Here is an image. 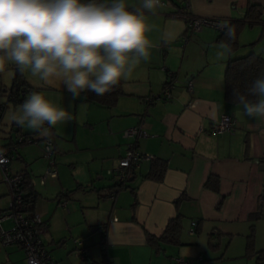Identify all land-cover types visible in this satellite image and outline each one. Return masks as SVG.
I'll use <instances>...</instances> for the list:
<instances>
[{
	"label": "crops",
	"instance_id": "1",
	"mask_svg": "<svg viewBox=\"0 0 264 264\" xmlns=\"http://www.w3.org/2000/svg\"><path fill=\"white\" fill-rule=\"evenodd\" d=\"M128 1L139 5V0ZM165 2L156 14H149L155 25L149 35L156 44L150 60L143 62L130 79L121 80L124 94L116 104L104 107L71 96L73 119L50 129L56 177H47L44 184L37 178L46 168L43 136L14 121L8 129L0 127L4 141L17 132L37 140L18 146V158L10 168L19 171L25 167L31 176L37 192L33 211L48 224L44 244L54 264H97L103 252L114 264H170L173 256L186 258L189 264H262L258 252L264 250V204L258 198L264 194V124L244 115L224 97L223 77L230 54L219 55L223 49L216 40L218 30L205 27L189 34L183 19L173 13L178 3L187 2L194 15L226 22L242 18L251 3L264 8V0ZM165 35L168 42L162 39ZM250 43L233 55L248 53ZM257 45L252 49L264 54V46L259 49ZM169 72L176 79L171 97L157 98ZM28 85L43 92L56 90L50 85ZM56 97L62 107L63 96ZM222 115L236 119L233 132L211 130ZM138 124L146 132L144 137L123 136L126 128ZM129 143L165 163L163 179L141 178L152 163L143 161L127 186L109 196L117 187L106 170L117 165ZM210 174L218 177L217 192L204 187ZM0 179L3 181L1 173ZM2 194L0 211L8 202V192ZM62 198L68 200L65 207L58 205ZM256 212L258 218L253 216ZM177 213L182 216L179 244L160 243L157 250L148 243L146 234L160 237ZM193 220L197 224L189 234ZM3 224L10 226L9 221ZM252 227L253 253L248 255L246 245ZM94 234L99 237L96 256L87 243ZM75 238L84 239L82 248L88 251L85 259L75 254ZM0 264H26L24 252L15 245L1 246Z\"/></svg>",
	"mask_w": 264,
	"mask_h": 264
},
{
	"label": "clouds",
	"instance_id": "2",
	"mask_svg": "<svg viewBox=\"0 0 264 264\" xmlns=\"http://www.w3.org/2000/svg\"><path fill=\"white\" fill-rule=\"evenodd\" d=\"M162 7L161 0H139L138 6L128 0H0V66L15 65L44 83L60 80L73 99L87 92L102 96L150 60L156 44L148 15ZM220 28L235 39L232 26L222 23ZM162 39L168 42L169 37ZM220 47L219 55L232 51L226 43ZM232 103L264 124V71L244 92L234 88ZM10 119L50 137V129L73 116L31 92Z\"/></svg>",
	"mask_w": 264,
	"mask_h": 264
},
{
	"label": "built area",
	"instance_id": "3",
	"mask_svg": "<svg viewBox=\"0 0 264 264\" xmlns=\"http://www.w3.org/2000/svg\"><path fill=\"white\" fill-rule=\"evenodd\" d=\"M164 1L161 0V3ZM183 19L187 25V31L189 34L202 31L205 27H212L216 30H222L220 24L224 21L211 18L201 17L194 15L187 2L178 4L173 13ZM172 73H168V78L164 84V87L157 98L169 99L171 97V90L174 87L176 79L172 78ZM187 89L192 90L190 82L187 83ZM6 97L9 98L10 91L7 90ZM21 94H25V91L21 90ZM155 97V98H156ZM152 100L153 98H149ZM5 111V104L0 103V126L2 124V117ZM237 122L232 115H222L221 118L212 125L211 130L215 133L233 132L236 128ZM47 126V125H46ZM146 132L141 124L131 126L123 131V136L127 138H139L144 137ZM37 140L32 135L16 134V137L12 141H7L0 145V173L2 180L8 185L10 190V201L7 207L0 211V245L18 246L25 255L26 264H54L49 252L44 244V236L48 230L47 222L38 213L30 214L26 212V204L24 201L23 184L25 180L26 168H22L19 171H12L10 164L13 160L18 158L17 148L22 143H36ZM51 142L52 148L48 150V144ZM55 149L53 145V138L43 137L42 145V157L46 161V168L44 173L39 176L38 180L41 184L45 183L47 177H56L57 170L55 165ZM152 154L138 151L133 143H129L124 153L119 157L117 165L113 168L106 170L107 174L111 176L115 182L117 188L112 189L109 192V196L114 197L117 189L123 186H127L130 177L136 171V168L143 161L153 160ZM33 184V182H32ZM260 204H264V194H261L258 198ZM67 199L62 198L58 200V205L65 207L67 205ZM5 221L10 222V226H5ZM197 221L191 222L189 234H193ZM84 239L75 238V254L81 259H85L88 256V251L82 248V242ZM103 259L97 264H114V262L106 256L103 252ZM170 264H189V260L179 256L171 257ZM264 264V261H262Z\"/></svg>",
	"mask_w": 264,
	"mask_h": 264
},
{
	"label": "trees",
	"instance_id": "4",
	"mask_svg": "<svg viewBox=\"0 0 264 264\" xmlns=\"http://www.w3.org/2000/svg\"><path fill=\"white\" fill-rule=\"evenodd\" d=\"M225 21H226L225 23L233 27L235 31V39L229 40L225 36L224 31L219 30L216 40L220 43H226L230 45L232 49L226 64L224 77H223L224 97L228 102L232 103L233 89L235 88L241 92H244L247 86H249L251 82L262 71H264V54H261L259 52L257 53L252 49V47H254L257 43L264 41V31H262L260 35L253 42L249 44V47L251 49L248 53L241 56L233 55L241 47V44L239 42V35L244 27H252L253 25L258 23L264 26V8H262L258 4L251 3L246 7L244 16L242 18H229ZM25 89L30 93L39 92L37 88L29 86L27 81L24 79V76L19 71H17L13 77V82L11 84V87L8 89L0 90V92L1 91L6 92L7 90H9L10 94H9V98L7 99V103L10 102L13 106L16 107L22 104L24 100L27 98L25 94H21V90H25ZM123 94H124L123 86H122V82L120 81L109 92L105 93L102 96H97L93 92H87V93H82L81 98L85 102L96 103L104 107H112L116 104L118 98ZM7 103H4L5 108L7 107ZM17 134H22V133L17 132ZM23 135H27V134H23ZM15 137L11 138V136L8 135L6 138L7 141L10 142L14 140ZM5 142H0V145L4 144ZM165 168L166 165L164 162L153 159L149 171L141 178H150L156 181H161L163 179ZM134 176H135V172L130 177V179L134 178ZM218 181H219L218 177L210 174L207 177L206 181L204 182V187L217 192ZM22 190L24 194V201L26 204V212L33 214L34 205L37 199V192L33 188L31 176L29 177L28 173L25 175V180ZM220 204L221 201L216 205V207L218 208ZM253 216L254 218H258L259 212L253 214ZM181 231H182V216L179 213H177L174 217L168 220L164 232L160 237L156 238L150 234H146L147 241L149 244L153 245L157 250L159 249L160 243L179 244V236ZM253 239H254V228L252 227L251 233L248 235L247 238L246 251L248 255L253 253ZM258 253L261 261H264V250H261Z\"/></svg>",
	"mask_w": 264,
	"mask_h": 264
},
{
	"label": "rangeland",
	"instance_id": "5",
	"mask_svg": "<svg viewBox=\"0 0 264 264\" xmlns=\"http://www.w3.org/2000/svg\"><path fill=\"white\" fill-rule=\"evenodd\" d=\"M163 1L165 2V0H163ZM167 2L168 1L165 2V5L167 4L168 6H170ZM131 3L132 2L130 1L129 4H131ZM148 19H149V23L153 22L152 17H149V15H148ZM160 27H161V23H160ZM262 31H264V26H262V24H260V23L255 24L252 27H244L242 29L240 35H239V37H240L239 38V42L241 43V46L243 47L244 44L246 46V43L248 41L252 42L253 40H251V39L253 37H254V39H256L260 35V33ZM257 44H259V43H257ZM262 46H264V41H261V43L259 45H257V48L261 49ZM240 52H241V50L239 51V53ZM142 64H143V62H142ZM17 71L18 70L15 67V65H12V64H9V63H5L2 66H0V90L8 89V88L11 87V84L13 82V77H14V75H15V73ZM22 75L24 76V79L28 81V83L30 85L39 84V85H43L44 87H49L48 85H50V87H55L54 89H56V90H45L43 92L41 89H39V91L41 93H45L46 94V98L52 100L57 105H58L57 100H59V97H56V96H63L62 98H63L64 101L62 102V107L65 108L66 110H68L69 112L73 111L74 101L72 100V97H71L70 93L67 94L65 92L66 88H65L64 84L62 83V81L57 80V79H52V80H50V82L44 83V82L40 81L38 78L31 77L28 73H24ZM25 90H23V91H25ZM29 94H30V92L26 90L25 91V95L28 96ZM7 99L8 98L6 97V93L1 91L0 92V103H7ZM18 107L19 106H16V107L13 106L10 102L7 103V107L5 108L6 114H5L4 120H3L2 124H1L2 128H4V129H8L9 128V126L11 125V122H12V120L10 119V116L13 113V109L14 108L17 109ZM15 126H16V124L14 126H12L13 129L15 128ZM11 130L12 129H10L8 131L9 132L8 134H10ZM4 140L5 139L2 136V138L0 139V142H5ZM37 178H39V176ZM35 183L37 185L36 188L40 189L37 179H36ZM3 191L4 192L5 191L8 192V199H7L8 200L7 204H8L9 201H10V190H9V188L6 185L5 182L0 181V200H2V198H3L2 197V195H4V194H2ZM98 241H99V237H98L97 234H94V236H92L91 238L87 239V243L91 245V252H92L93 256L94 255L95 256L98 255L97 254V252H98L97 251L98 250L97 249L98 248V246H97ZM1 246L2 245H0V248H1ZM74 246H75V243H74ZM224 248L225 247L223 246L219 253H221L224 250ZM52 256H53V258H56L55 254H52Z\"/></svg>",
	"mask_w": 264,
	"mask_h": 264
}]
</instances>
